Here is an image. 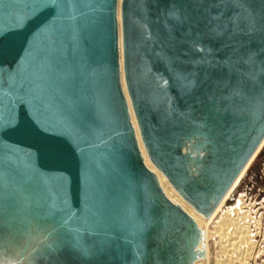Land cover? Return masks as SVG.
<instances>
[{
    "label": "water",
    "instance_id": "obj_1",
    "mask_svg": "<svg viewBox=\"0 0 264 264\" xmlns=\"http://www.w3.org/2000/svg\"><path fill=\"white\" fill-rule=\"evenodd\" d=\"M118 3L0 0V251L35 221L32 264H193L203 254L196 223L142 160L121 85ZM120 8L143 144L208 216L264 139V0Z\"/></svg>",
    "mask_w": 264,
    "mask_h": 264
},
{
    "label": "bare ground",
    "instance_id": "obj_2",
    "mask_svg": "<svg viewBox=\"0 0 264 264\" xmlns=\"http://www.w3.org/2000/svg\"><path fill=\"white\" fill-rule=\"evenodd\" d=\"M120 1L122 2V0H119V3H118V19L117 20L119 24V40H120L119 41V55H120V62H121V68H120L121 85H123L125 99L127 100V103H128L129 115L131 116V122L133 125V129L135 130L136 140L139 145L142 160H144V163L146 167L148 168V170L153 175H155L158 185L160 189L163 191V193L165 194V196L168 199L170 198V200L175 205L179 206L185 213H187V215L192 220H194V222L196 223L198 227V230L203 228L207 236L206 237L207 241L213 237L219 238L218 243L220 244L219 246L222 252L220 253L222 254V256L219 259V261H217V264H228L229 261H231L230 259L232 257H235L236 259L235 262H238L240 264V262L245 260L247 256H253L255 253L254 248L252 247V244L250 243L251 242L250 240L252 238L250 239L251 235H249L250 233H248L247 231L248 229L246 230L244 228L246 230L245 231L240 224L239 218L236 217L238 215H241L240 214L242 212L241 207L243 205L239 204L240 201H238L237 202L238 204L235 207L227 208L226 201L230 199L231 195L237 189L236 188L237 185L244 179L245 175L247 174L248 169L251 167V165L257 159V156L259 155V153L264 148V139L261 141V144L259 145L258 149L255 151V153L251 156L252 158L245 165L244 169L240 172L241 174L230 186V190L227 192L224 198L218 203L220 205L215 208V211L213 213H211L208 216H205L201 212L199 213L192 206V204H190L185 199H183L182 196L178 193V191L175 190L171 182L168 180L167 176L164 175L162 171L150 160L146 147L142 141L141 130H139L137 117L134 114L132 100H130L126 81H125V71L123 70L124 55H123L122 24L120 22L121 9H119ZM238 205H241V206H238ZM219 214L220 216H218ZM216 216H217V219L219 218V220L213 223ZM243 216H245V214ZM213 224L215 225L212 226ZM40 232H41V224H37L35 221H33L31 224L28 225V227L25 229V233H26V238L30 240V242H29V245H26V242H25L23 246L19 248V254H18L19 257L15 264H28L27 261H28V257L30 256L29 254L32 253V251L34 250V248L40 241ZM199 244H201V242ZM196 250L198 252L199 250L198 246ZM208 251L210 253V249ZM23 252H24V256L22 255ZM22 256L24 258H22ZM208 256L210 255L208 254Z\"/></svg>",
    "mask_w": 264,
    "mask_h": 264
},
{
    "label": "rangeland",
    "instance_id": "obj_3",
    "mask_svg": "<svg viewBox=\"0 0 264 264\" xmlns=\"http://www.w3.org/2000/svg\"><path fill=\"white\" fill-rule=\"evenodd\" d=\"M121 7V1L120 6ZM121 22V20H120ZM237 189L231 195L230 199L227 200L226 207H235L239 202L242 204L241 215L236 216L240 220V224L250 233V243L254 248V255L247 256L245 260L240 264H264V148L257 156V159L248 169L244 179L237 185ZM170 200V198L168 199ZM171 201V200H170ZM220 205V204H219ZM218 205V206H219ZM241 206V205H238ZM245 216H243L244 214ZM220 216V214L218 215ZM244 218V219H242ZM217 216L213 223H215ZM243 224V225H242ZM213 224L212 226H214ZM244 229V230H245ZM245 230V231H246ZM201 232V244L198 245V252L203 253L197 258L193 264H217V261L222 256L220 249L219 238L213 237L207 241V236L203 228L199 230ZM36 235V234H34ZM22 241L17 246L8 245L4 250L0 251V264H15L19 257V248L26 242V236L21 239ZM257 243V244H256ZM256 247H254V246ZM256 248V249H255ZM210 249V253L209 250ZM221 252V253H220ZM34 250L28 257V264L34 263L32 261ZM208 254L210 256H208ZM221 254V255H220ZM235 256V255H234ZM209 258V259H208ZM235 257H232L228 264H239L235 262ZM238 261V260H237Z\"/></svg>",
    "mask_w": 264,
    "mask_h": 264
}]
</instances>
